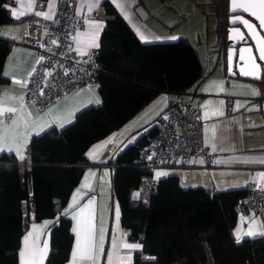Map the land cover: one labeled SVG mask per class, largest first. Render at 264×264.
<instances>
[{
	"label": "trees",
	"instance_id": "16d2710c",
	"mask_svg": "<svg viewBox=\"0 0 264 264\" xmlns=\"http://www.w3.org/2000/svg\"><path fill=\"white\" fill-rule=\"evenodd\" d=\"M4 3L0 0V24L12 23ZM206 8L216 17L217 45L225 67L227 0H210ZM101 10L104 28L94 54L101 104L80 111L61 130L49 129L31 138L28 164L21 165L12 154H0V264H18L29 212L36 222L53 221L44 264H65L73 237L70 220L60 212L83 171L100 165L85 158L86 150L160 93L193 92L204 79L186 38L142 44L107 0L101 3ZM9 45L0 36V85L6 82L1 69ZM160 115L153 121L157 123ZM155 135L156 124L106 163L111 168L109 191L118 205L121 226L130 241L141 244L131 264H264V234L237 243L232 233L237 218L233 208L245 189L184 190L176 177L168 176L156 182L147 202L134 195L141 180L150 176L140 160V150Z\"/></svg>",
	"mask_w": 264,
	"mask_h": 264
},
{
	"label": "crops",
	"instance_id": "0c3cea01",
	"mask_svg": "<svg viewBox=\"0 0 264 264\" xmlns=\"http://www.w3.org/2000/svg\"><path fill=\"white\" fill-rule=\"evenodd\" d=\"M70 1L75 13L84 15L86 18L84 26L74 34L73 48L76 53L79 48L86 53L84 55L94 56L99 46L87 47V45L94 36L97 37L96 43L99 45L104 28L101 10V3L104 0H99L98 3L97 0ZM107 1L142 44H161L176 42L179 38L187 39L173 29L185 18L183 9L172 5L168 0ZM50 2L51 0H41V2L5 0L4 8L14 22L0 24V36L10 42L1 69L6 82L0 85V96L5 97V107L18 110L14 114L9 113L10 118L3 121V128L7 129L5 139L11 141L14 136L16 137V144L12 147H22L25 160L20 161L15 151L7 149L0 151V154H12L21 165L28 164V146L31 138L49 129L61 130L70 125L80 111L101 104L97 83H91L64 94L42 111L33 104H24L20 99L25 93V80L37 61L33 43L43 32L30 26L29 20L36 19L45 25L48 24L55 16L60 0H54L55 7L51 10V19L37 16L35 12H50ZM29 4L33 5L31 12L27 11ZM13 10L17 14L20 11H26L27 14L16 19L13 17ZM200 13H202L201 10ZM137 30L148 38L147 42L140 40ZM218 51L221 54L220 49ZM220 54L212 70L206 73L202 70L204 79L193 92L176 95L179 102L192 109L197 119L202 122V140L212 156V164L204 166L201 158L197 157L188 164L159 168L152 172L156 182L162 178L174 176L181 189L204 188L216 192L246 189L249 185L256 186L262 180L259 174L264 173V162H261L264 161V116L261 113L260 104L264 100V86L253 81L228 76ZM218 64L219 70H215ZM253 90L258 94L254 95ZM170 97V93H160L124 125L86 150L85 158L91 163H100V165L87 167L83 171L78 185L70 193L67 205L60 212L70 220V232L73 237L70 255L65 264H71L72 261V250L76 245V233L73 231L75 227L93 231L98 264H121V258H124L125 264H130L133 254L140 252L141 248L138 250L113 248L114 240L117 245L120 242L140 243L128 239L127 231L120 223V212L118 217L115 212L111 213L110 217L111 168L106 163L154 127L156 122L153 120L165 110ZM227 98L233 100L230 110L226 106ZM21 105H23L22 109ZM13 119L17 120L16 124L12 123ZM26 133L28 135H25ZM90 153H94L95 158H91ZM158 172H163L165 175L157 177ZM90 201L92 203H89ZM252 220L256 222L259 220L264 225V203L255 210L246 211L237 216L232 230L235 240V233L238 230L241 231L242 239L251 236L244 233L249 231ZM52 222L50 219L36 222L32 212L25 215L26 226L20 238L18 264H21L20 252L25 247V237H28V245L35 246L39 250H45V244H47L46 255L42 262L44 264L49 253V227ZM254 230L259 235L264 234V228L258 227ZM101 244L103 252L99 251ZM109 252L112 253L111 262Z\"/></svg>",
	"mask_w": 264,
	"mask_h": 264
},
{
	"label": "built area",
	"instance_id": "2783aa9c",
	"mask_svg": "<svg viewBox=\"0 0 264 264\" xmlns=\"http://www.w3.org/2000/svg\"><path fill=\"white\" fill-rule=\"evenodd\" d=\"M85 19L84 15L75 13L70 0H60L56 14L48 24L29 20L30 26L43 32L33 43L37 61L25 80L24 104H33L42 111L64 94L95 83L99 66L94 56L80 55L73 48L74 34L84 26ZM232 103L233 100L227 98L228 110ZM139 157L150 171V176L143 178L136 190L139 194L136 197L142 202H147L154 190L156 181L152 172L156 169L188 164L197 157L204 166L212 164V156L202 140V122L174 94L156 123V135L142 146ZM258 183L264 188V180ZM263 203L264 190L249 185L233 210L238 216Z\"/></svg>",
	"mask_w": 264,
	"mask_h": 264
},
{
	"label": "snow or ice",
	"instance_id": "6c2138e0",
	"mask_svg": "<svg viewBox=\"0 0 264 264\" xmlns=\"http://www.w3.org/2000/svg\"><path fill=\"white\" fill-rule=\"evenodd\" d=\"M99 0H97V3ZM32 4H29L27 11H32ZM55 3L54 0H51L49 3V9L50 12H43V11H36L35 15L44 17L45 19H51V10L54 9ZM240 10H243L245 12H248L251 16L255 17L256 20L259 21V26L261 28H264V0H232V11L238 12ZM26 11H20L19 14L15 10H13V17L16 19H19L21 16L26 15ZM237 21L244 23L248 29L250 30V34H252L256 38L257 43V52L259 53V58L261 60H264V38L260 37V34L256 31V25L250 23L247 20H244L240 16H236L232 19L233 23H236ZM233 33L236 37H239L240 39H243V35L240 33L239 29H233ZM137 35L139 36L140 40L142 42H147L148 38L143 35L141 32L137 30ZM98 36V34H97ZM96 36H94L89 42L87 47H98L99 45L96 43ZM234 38V37H230ZM172 39H176V37H172ZM53 44L56 43V41L52 42ZM78 54L84 55L86 54L81 49H77ZM241 60H244L243 53L244 52H251V49H241ZM232 52L229 53V58L231 59ZM39 63V61H38ZM231 71V68L229 69ZM261 66L256 63V58L254 56L249 57V61L246 63L244 67H241L240 71L242 75L250 76L255 79H261L262 76L260 74ZM31 75V74H30ZM16 83H19L16 81ZM222 90V89H221ZM253 94L256 95L258 93L253 90ZM4 96H0V151H3L7 149L8 151H15L17 158L20 161L25 160V155L22 147H16L13 148L12 145L16 144V137L14 136L11 141H8L5 139V133L7 131L6 128H3V121L5 119H9L8 116L9 113H16L18 110L13 107H5L4 106ZM22 99V97L20 98ZM167 99L166 97L164 98ZM23 108V105H21V109ZM23 119L22 117L20 118ZM13 124L17 123V120H12ZM62 126V125H61ZM43 130V129H41ZM25 135H28L27 133ZM91 158H95L94 153L89 154ZM151 159V157H149ZM264 162V161H261ZM165 175L163 172H158L156 174L157 177ZM260 178L264 180V173L259 174ZM257 188L264 190V188H261L260 183H257ZM138 196L139 194H134ZM89 203H92L91 201ZM119 216V210L117 209V217ZM75 218V217H74ZM256 221L252 220L250 224L249 231L244 233L245 235H253L255 234V230L253 229L252 225H255ZM259 227L264 228V225H260ZM73 231L76 233V245L73 247L72 250V261L71 264H98L97 259V249L95 244V236L91 229H81L80 227L73 228ZM83 232V235H82ZM31 235V234H30ZM236 241L239 243L242 239L241 231L238 230L235 233ZM102 239V237H101ZM123 248L127 250H138L141 248L140 244H129L125 242H120L119 245H117L116 241H113V248ZM47 249V244H45V250ZM45 250H39L35 246L28 245V237H25V247L20 252V261L21 264H42L43 258L46 255ZM100 252H103V245L101 244ZM109 261L111 262L112 259V253L109 252ZM154 259V258H152ZM121 264H125L124 258H121Z\"/></svg>",
	"mask_w": 264,
	"mask_h": 264
},
{
	"label": "rangeland",
	"instance_id": "374dc122",
	"mask_svg": "<svg viewBox=\"0 0 264 264\" xmlns=\"http://www.w3.org/2000/svg\"><path fill=\"white\" fill-rule=\"evenodd\" d=\"M174 6H180L183 9L185 18L179 21L173 29L179 31L194 48L202 70L208 72L217 64L219 49L217 46V37L215 32L216 17L207 12L206 3L210 0H168ZM204 3V4H200ZM199 8V10H197ZM200 10L202 13H200ZM221 58V54H220ZM215 70H219V64ZM110 217L111 213H117V204L110 196ZM119 210V209H118ZM252 211V210H251ZM111 220V219H110ZM263 223L258 220L253 229H257ZM263 231V230H262ZM259 235L255 233L250 237Z\"/></svg>",
	"mask_w": 264,
	"mask_h": 264
},
{
	"label": "water",
	"instance_id": "95a60500",
	"mask_svg": "<svg viewBox=\"0 0 264 264\" xmlns=\"http://www.w3.org/2000/svg\"><path fill=\"white\" fill-rule=\"evenodd\" d=\"M227 28L225 33V44H226V54H225V69L228 76L238 77L241 79L253 81L256 83H264V60L259 58V53L257 52L256 38L250 34L248 27L239 21L236 23L232 22V19L236 16L242 17L244 20L256 25V31L260 34V37L264 38V28L259 26V21L255 17L251 16L248 12L240 10L238 12L232 11V0H227ZM233 29H239L240 33L243 35V39L236 37L233 33ZM234 37V38H230ZM241 49H251V52H244V60H241ZM232 52L231 59L229 58V53ZM254 56L256 58V63L261 66L260 74L261 79H255L250 76H245L241 74V67H244L249 61V57ZM231 68V71L229 70ZM261 113L264 116V100L260 104Z\"/></svg>",
	"mask_w": 264,
	"mask_h": 264
},
{
	"label": "bare ground",
	"instance_id": "6f19581e",
	"mask_svg": "<svg viewBox=\"0 0 264 264\" xmlns=\"http://www.w3.org/2000/svg\"><path fill=\"white\" fill-rule=\"evenodd\" d=\"M36 7V6H35ZM39 8V7H38ZM45 25V24H44ZM134 196V195H133ZM149 200V199H148ZM141 203V202H140ZM67 205V204H66ZM24 217V216H23ZM144 259V258H143ZM133 263V262H132Z\"/></svg>",
	"mask_w": 264,
	"mask_h": 264
},
{
	"label": "flooded vegetation",
	"instance_id": "af4514ba",
	"mask_svg": "<svg viewBox=\"0 0 264 264\" xmlns=\"http://www.w3.org/2000/svg\"><path fill=\"white\" fill-rule=\"evenodd\" d=\"M263 74H264V73H263ZM260 84H262V85H263L264 83H263V82H260Z\"/></svg>",
	"mask_w": 264,
	"mask_h": 264
}]
</instances>
